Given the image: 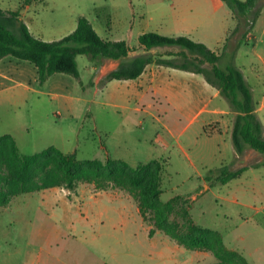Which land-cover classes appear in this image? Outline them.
<instances>
[{
  "label": "rangeland",
  "instance_id": "374dc122",
  "mask_svg": "<svg viewBox=\"0 0 264 264\" xmlns=\"http://www.w3.org/2000/svg\"><path fill=\"white\" fill-rule=\"evenodd\" d=\"M0 9L24 12L22 20L31 33L48 42L74 32L78 19L85 17L103 39L126 41L131 47L146 33L187 36L203 43L220 56L222 69L243 73L264 135V0L236 10L221 0H34L29 5L26 0H0ZM176 50L157 48L154 53ZM78 64L80 79L62 75L71 83L61 91V100L42 98L45 104L39 106L37 95L32 107L17 114L1 112L0 137L15 130L26 155L54 146L76 153L80 161L110 157L133 167L162 165L161 204L178 196L187 200L194 224L210 229L214 244L222 242L228 252L189 251L163 232L150 238L136 201L118 189L114 192L124 205L105 200L103 223L70 229L49 208L47 198L56 192L45 190L21 195L0 208V264H98L99 259L108 264H240L239 259L264 264V155L246 146L242 161L236 159L231 129L227 134L223 127L231 124L232 112L224 98L215 96L217 89L204 88L202 75L191 79L185 71L158 67L159 79L174 91L168 99L155 101L148 91L141 103L137 93L122 96L118 82L99 85L96 94L93 63L80 56ZM198 97L210 99L209 111L229 114H204L191 123ZM208 120L221 123V134H208L211 127L202 125ZM243 164L249 167L235 180H218L222 169L235 171ZM3 169L10 174L6 165ZM256 212L258 224L243 225L242 217ZM171 219L180 227L185 224L180 216Z\"/></svg>",
  "mask_w": 264,
  "mask_h": 264
},
{
  "label": "trees",
  "instance_id": "16d2710c",
  "mask_svg": "<svg viewBox=\"0 0 264 264\" xmlns=\"http://www.w3.org/2000/svg\"><path fill=\"white\" fill-rule=\"evenodd\" d=\"M34 0H26L29 5ZM233 10L254 6L257 0L241 3L239 0H221ZM157 48H174L176 51L152 53ZM140 53L131 56L135 50L126 41H110L100 37L92 23L85 17L78 19L74 32L58 41H44L35 37L22 20L20 11L0 9V60L13 57L33 64L38 81L44 85L57 74H66L80 79L78 58L86 56L100 69L107 61L118 62L102 81L136 80L150 65L173 68L202 75L208 84L219 92L234 114L231 140L238 157L245 147L264 155L263 126L257 116L251 89L243 73L236 68L222 69L220 56L205 44L187 36H166L146 33L139 37ZM0 208L7 207L14 198L25 194L62 188L69 193V199L76 195L82 184H93L96 189L128 191L136 201L140 215L150 227L149 237L163 232L178 246L189 251H217L226 255L227 249L220 242L214 244L215 234L194 224L187 200L178 196L166 205L161 204L162 172L164 167L139 164L133 167L110 157L106 161L78 160L76 153H64L51 146L39 153L23 154L11 135L0 137ZM10 171L8 174L3 166ZM245 168L231 171L222 169L218 180L227 184L238 178ZM180 216L185 224L180 227L172 217ZM240 264H246L242 259ZM216 264H230L219 262Z\"/></svg>",
  "mask_w": 264,
  "mask_h": 264
},
{
  "label": "crops",
  "instance_id": "0c3cea01",
  "mask_svg": "<svg viewBox=\"0 0 264 264\" xmlns=\"http://www.w3.org/2000/svg\"><path fill=\"white\" fill-rule=\"evenodd\" d=\"M23 13L24 12H22V17ZM131 48L135 50L133 53H131L132 57L140 53H144L142 49H139V45ZM152 53H154V50L152 51ZM118 66L119 63L114 61H107L100 69H98L94 65H91L90 72L93 75V85H95L94 87L96 89V94L99 92L98 86L101 85L105 77ZM158 67L159 66L155 67V65L148 66L142 76H140L138 79L128 81H112L108 83V86H112L114 84L113 82H118L116 88L122 96L126 94V91L128 95L137 93L139 96V102L141 103L145 101L147 93H149L148 91L152 93L153 101H155L156 98L168 99L169 97L167 96V94L171 91H174V88H171L161 79H159L161 71L160 69H158ZM185 73L188 74L186 76H189V78L191 79H195L197 76L190 72ZM62 75L63 74L54 75L44 85H41L38 81L37 70L35 66L30 62L18 60L13 57H6L0 60V113L5 112L7 114H17V111L21 110L24 107H32V101L37 95L39 102L38 104H40L39 106H43L45 104L43 103L42 98H50L52 96L53 100H61V97L63 98V96L61 95V91H66V86L68 85L67 83H71L70 79L63 77ZM96 76H98L97 79H95ZM206 84L207 85L204 88H210V84H208L207 82ZM140 93L142 94L140 95ZM176 94L178 93L176 92ZM218 95L219 92L217 91L215 93V96ZM198 99V102L195 103L196 110L194 109L191 123H195L204 114H215L216 112L226 115L229 114L228 112L224 111H209V106L211 105L210 99L206 98L205 100H203L199 97ZM105 103H107V105H111L110 102H103L102 104ZM112 106L119 107L116 104H112ZM136 111H139V109H137ZM57 116L59 117L60 114L58 113ZM231 116V124L226 123L223 126L226 127L227 134L228 130L232 129V113ZM202 125L203 127L206 126L205 128L211 127L210 130L207 129L209 135H218L222 132V125L220 122H213V120H208L205 121ZM4 135H11L16 140L15 130L12 131L10 129ZM224 140L226 141V139ZM235 156L237 160L242 161V157H238L236 152ZM247 167L249 166H244L243 164L237 170ZM48 190L56 192L47 198L51 213L54 212L56 220L60 224L66 223L70 229H75L76 225L81 227L82 225L92 226L97 224L100 225L101 223H103L102 221L104 219L105 213L107 212L104 213L100 210L101 208L106 207L103 204L107 199L111 203H113L114 201H119L124 205V199L119 197L117 193L114 192V190H98L95 188V186H79L77 194L72 195V199H69V193L62 188H52ZM61 194H63L64 197H61ZM126 201L128 200L125 199V208H127ZM58 211H60V213ZM74 214L76 215V217L74 216ZM257 215L258 213L256 212L255 214L250 216H243V225H247L249 223H257L254 222L255 216ZM54 230H56V233H59L58 229ZM98 264L108 263L105 260L99 259Z\"/></svg>",
  "mask_w": 264,
  "mask_h": 264
}]
</instances>
